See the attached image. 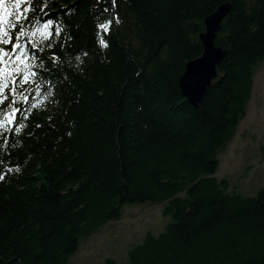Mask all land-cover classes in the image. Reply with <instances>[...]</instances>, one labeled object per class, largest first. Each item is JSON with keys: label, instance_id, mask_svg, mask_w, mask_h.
I'll return each instance as SVG.
<instances>
[{"label": "trees", "instance_id": "16d2710c", "mask_svg": "<svg viewBox=\"0 0 264 264\" xmlns=\"http://www.w3.org/2000/svg\"><path fill=\"white\" fill-rule=\"evenodd\" d=\"M225 3L215 40L225 57L195 109L179 80L202 53L204 19ZM45 10L72 34L70 67L0 146L20 167L0 181V264H68L123 207L145 204H164L172 223L126 262L104 264H264V186L244 197L214 177L264 62V0H54Z\"/></svg>", "mask_w": 264, "mask_h": 264}, {"label": "snow or ice", "instance_id": "6c2138e0", "mask_svg": "<svg viewBox=\"0 0 264 264\" xmlns=\"http://www.w3.org/2000/svg\"><path fill=\"white\" fill-rule=\"evenodd\" d=\"M53 3L54 0H43V7H36L32 0H0V134H8L0 137V146H7L13 133H21L29 114L57 90L62 69L70 67L64 58L72 34L65 32V25L54 21L45 10ZM111 4L114 8L116 0H111ZM109 11L104 8V12ZM112 22L109 18L99 23L98 29L106 34ZM115 22H120L118 14ZM99 44L108 46L105 39H100ZM45 51L50 52V58L43 55ZM75 59L81 61V56L76 54ZM13 171L19 172V165L6 164L0 158V181Z\"/></svg>", "mask_w": 264, "mask_h": 264}, {"label": "rangeland", "instance_id": "374dc122", "mask_svg": "<svg viewBox=\"0 0 264 264\" xmlns=\"http://www.w3.org/2000/svg\"><path fill=\"white\" fill-rule=\"evenodd\" d=\"M253 81L246 115L239 122L235 137L217 156L219 164L214 175L218 180L227 179L230 191L235 189L244 197H254L264 186V62L255 69ZM163 206L123 207L121 219L81 241L68 264H104L108 258L126 262L128 252L141 244L148 233L158 236L172 223L171 217L162 216Z\"/></svg>", "mask_w": 264, "mask_h": 264}, {"label": "water", "instance_id": "95a60500", "mask_svg": "<svg viewBox=\"0 0 264 264\" xmlns=\"http://www.w3.org/2000/svg\"><path fill=\"white\" fill-rule=\"evenodd\" d=\"M230 9L229 4H221L204 19V32L199 36L202 54L186 64L179 80L181 95L195 109L199 108L207 89L217 80L216 70L224 59L225 52L215 46V39Z\"/></svg>", "mask_w": 264, "mask_h": 264}]
</instances>
